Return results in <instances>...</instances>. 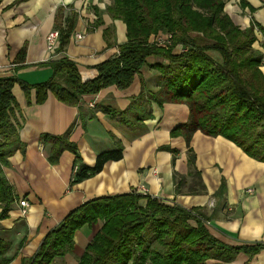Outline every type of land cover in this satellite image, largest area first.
<instances>
[{
	"label": "crops",
	"instance_id": "0c3cea01",
	"mask_svg": "<svg viewBox=\"0 0 264 264\" xmlns=\"http://www.w3.org/2000/svg\"><path fill=\"white\" fill-rule=\"evenodd\" d=\"M224 1L225 12L236 26L246 29L253 22L264 26V0ZM110 4L111 0H0V77L17 76L29 84L51 78L52 70L45 63L62 55L49 54L46 37L56 30V14L64 8V16L72 11L79 14L65 55L77 63L83 81L95 79V67L115 57L118 46L127 41L126 25L106 13ZM94 8L104 13L103 24L98 28H94ZM109 28L113 31L108 42L104 31ZM77 34L83 39H77ZM257 37L254 48L263 57L264 75L263 38L261 33ZM24 47L26 60L20 66L15 61ZM209 54L222 61L218 53ZM162 62L149 58L129 88H106L84 97L78 107L67 106L52 94L41 105L28 104L21 87L13 88L24 119L20 139L26 148L24 152L17 150L4 167L18 197L9 217L0 222V237L10 244L6 255L12 259L10 264H22L24 259L32 258L48 232L85 202L132 191L144 194V190L168 204L201 208L209 219L210 233L226 245L264 243V163L221 136L196 132L189 146L183 136H173L172 132L189 120L187 105L161 107L146 95L139 99L143 85L149 90L158 89L159 72L151 66ZM91 102L95 103L94 109L89 107ZM102 108L126 114L112 117ZM71 127L69 140L76 144L86 165L93 166L100 154L118 145L124 148L123 158L108 162L99 174L71 187L75 155L65 151L58 163L51 164V146L40 141L43 135L62 136ZM168 148L177 154L174 156ZM189 149L196 156L197 180L190 174ZM175 175L185 178L180 193L176 192ZM200 180L204 190L198 193L202 188ZM22 199L29 203L26 215L21 212ZM102 225L99 222L78 230L73 250L52 264H78ZM247 261L264 264V250L251 259L239 254L232 264Z\"/></svg>",
	"mask_w": 264,
	"mask_h": 264
},
{
	"label": "trees",
	"instance_id": "16d2710c",
	"mask_svg": "<svg viewBox=\"0 0 264 264\" xmlns=\"http://www.w3.org/2000/svg\"><path fill=\"white\" fill-rule=\"evenodd\" d=\"M225 5L224 0H111L106 13L126 25L127 41L118 46L115 57L95 67L98 75L89 81L82 80L77 63L65 55L79 14L72 11L64 16V8H60L55 18V28L60 32L55 55L62 57L45 63L52 70L51 78L29 84L17 76L0 77V222L9 217L18 199L4 167L17 150L24 152L26 148L20 139L24 119L13 94L16 85L25 93L28 104L41 105L52 94L57 101L78 107L84 97L106 88H129L147 60L159 58L166 63L151 66L159 72L158 89L149 90L143 85L139 99L147 96L161 107L187 105L189 120L172 135L183 136L187 146L196 132L221 136L264 163L263 57L254 48L257 33L262 35L264 48V26L253 22L241 29L225 12ZM94 11V28H98L104 13L98 8ZM112 31H104L108 42ZM158 34L172 35L170 44L155 42ZM210 52L218 53L222 61H216ZM25 60L26 47L15 63L23 66ZM102 109L112 117L126 114ZM71 131L72 127L62 136L40 138L41 143L51 146V164L58 163L65 151L75 155L77 170L71 187L99 174L108 162L123 158L124 148L118 145L100 154L93 166L86 165L76 144L69 140ZM168 150L177 154L176 150ZM195 161L189 149L190 174L197 180ZM174 179L176 192L180 193L185 178L175 175ZM200 187L198 193L204 190L201 180ZM207 221L201 208L187 209L136 191L100 197L71 211L48 232L35 255L22 264H52L64 258L74 248L76 232L99 222L103 225L78 264H232L239 254L251 259L264 250L262 242L240 246L220 242L205 225ZM9 248L10 244L0 237V264L12 262L6 256Z\"/></svg>",
	"mask_w": 264,
	"mask_h": 264
},
{
	"label": "built area",
	"instance_id": "2783aa9c",
	"mask_svg": "<svg viewBox=\"0 0 264 264\" xmlns=\"http://www.w3.org/2000/svg\"><path fill=\"white\" fill-rule=\"evenodd\" d=\"M76 37L79 40H82L83 39V35H81V34H77ZM59 38H60V32L58 30H53L46 37L47 50H48V52H49V54L51 56L55 54V50H56L57 45L59 43ZM171 39H172V35H170V34H158L155 37L154 40L159 45L166 46V45L170 44ZM180 48L182 49V47H180ZM89 107L92 108V109H94L95 108V103L94 102H91L89 104ZM76 170L77 169L75 168V171ZM144 191L145 192H144L143 195H148L147 192H146V190H144ZM252 192H253L252 190H249V193H252ZM19 204H20V207L22 208V210H21L22 215H26L28 213V210H29V203L27 202V200L22 199V200H20ZM205 225L206 226H209L210 223L207 221V222H205Z\"/></svg>",
	"mask_w": 264,
	"mask_h": 264
}]
</instances>
